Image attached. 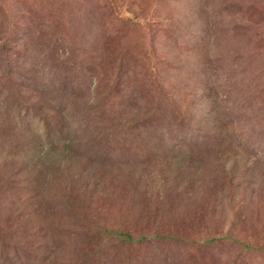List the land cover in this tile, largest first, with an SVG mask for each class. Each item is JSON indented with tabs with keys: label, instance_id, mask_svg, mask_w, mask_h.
Here are the masks:
<instances>
[{
	"label": "rangeland",
	"instance_id": "1",
	"mask_svg": "<svg viewBox=\"0 0 264 264\" xmlns=\"http://www.w3.org/2000/svg\"><path fill=\"white\" fill-rule=\"evenodd\" d=\"M0 264H264V0H0Z\"/></svg>",
	"mask_w": 264,
	"mask_h": 264
}]
</instances>
